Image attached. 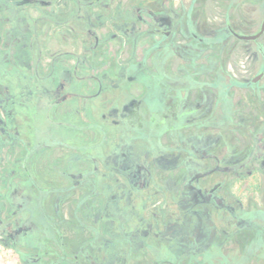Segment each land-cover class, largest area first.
Masks as SVG:
<instances>
[{
	"label": "flooded vegetation",
	"instance_id": "flooded-vegetation-1",
	"mask_svg": "<svg viewBox=\"0 0 264 264\" xmlns=\"http://www.w3.org/2000/svg\"><path fill=\"white\" fill-rule=\"evenodd\" d=\"M195 1L180 13L172 0H136L120 13L111 8L117 0H0V149L9 143L24 152L0 173L1 214L12 206L8 221L0 215L1 235L42 250L53 231L60 253L47 264H94L84 247L116 200L125 213L151 212L135 236L171 242L158 264H207L214 247L246 255L241 264H264V60L247 80L226 70L242 45L264 59V0L251 2L257 17L242 16V25L225 13L201 33ZM100 17L125 60L100 61L103 45L91 28ZM53 152L65 169L49 163ZM101 175L114 195L95 219L77 217L89 236L74 250L45 207L54 193L85 182L98 198Z\"/></svg>",
	"mask_w": 264,
	"mask_h": 264
},
{
	"label": "rangeland",
	"instance_id": "rangeland-1",
	"mask_svg": "<svg viewBox=\"0 0 264 264\" xmlns=\"http://www.w3.org/2000/svg\"><path fill=\"white\" fill-rule=\"evenodd\" d=\"M135 1L136 0H117V5L112 4L111 8L113 9L116 6L119 8L120 13H127L129 12V5ZM150 1L155 3L160 0ZM172 1L175 4V8L180 10V13L188 9L189 0ZM247 1L249 3H243L241 5V9L232 11V3H238L239 0H196L195 9L192 12L196 15V23L201 25V28H199L197 32L201 33L203 31L202 29L206 28L210 24L219 23L220 17L225 13L229 14L234 12L233 15H236L234 17L239 19H234L232 22L239 26L242 25L240 23L243 22L240 20L242 16L246 17L248 14L250 18L257 17L255 14V6L251 5V2H255V0ZM238 6L239 5H237V7ZM102 11L103 10L100 7L99 13L101 14ZM100 19L101 20L97 23H91V28L94 27L97 29V32H94L98 34L101 44L103 45L99 49L100 61H105L108 60V58L116 56V60L118 61L125 60L127 53L125 51L118 54L116 53L117 43L108 41L110 27L108 28L106 25V20L101 17ZM245 28V24H243L242 29ZM261 44L264 45V38L261 40ZM262 54V52L257 53L254 46L247 47L242 45V47L238 50H233L228 58L226 69L228 74L232 77L243 78L244 80L254 77L259 70V67L263 64L264 59L262 58ZM11 55L12 54L9 53V62L11 60ZM8 64V69H10L11 64ZM262 85H264V81ZM87 135L88 137L91 136V134ZM110 135V133H104V136L109 140ZM23 157L24 152L21 150L20 146L18 147L5 143L3 148L0 149V173L4 172L5 174V170H11L12 162L16 161L19 164V162L23 160ZM49 163H51L52 166L57 167V172L61 168L65 169L67 166L65 162L61 161L59 152L52 153ZM76 164L77 166L80 165V167L85 169L89 168L90 165L87 159H79L76 161ZM14 176L16 175L14 174ZM78 181L82 183V180L78 179ZM19 182L21 184L24 180L20 178ZM98 183L101 188L98 198L90 197L91 192L93 191L92 185L85 182L82 187H77L78 189L76 188L67 194L61 193L59 195L54 193L48 202V205L45 207V214L49 217L48 219L52 223L53 227L57 228V230L61 232L62 236L74 250L81 242L84 241L85 238L89 236L87 231L78 226L77 217L83 216L86 218L89 217V219L92 220L95 219L96 216H98V210L102 208L103 201L109 200L112 195H114L111 193L113 188L111 186V181L107 178V176L105 177L101 175L100 179H98ZM20 190L24 191L25 187L20 186ZM116 196L120 197V194L117 193ZM122 202L123 200L121 199L120 203ZM117 203L118 202L115 200L113 210L110 209L108 211L109 213H107L106 219L101 223V225H99V234L95 243L90 247H84L85 257L89 260L91 258V262L93 261L94 264H123V262H125V264H158L160 260L159 258L165 256L164 253L169 251L166 246L168 245L167 243L171 242L156 238L147 240L141 234L140 230L137 231V235L135 236V230L137 226L139 227L138 223L140 219H150L151 212L148 211V209L137 208L135 209L136 213H125L122 211L123 209L121 206L117 205ZM77 206H82L84 209L83 213L78 214L75 212ZM3 208L4 211L2 214L0 212V215L1 217L3 216V218H6L12 210L11 203H5ZM29 214L31 216V213L28 212H24L21 215L23 219H26ZM258 215L264 219V211H260ZM119 218H124L123 221H126V224L124 222L121 223ZM7 219L8 218L4 220L8 221ZM51 233L52 240L41 245L43 247L42 250H37L33 245V241L29 240L28 242L26 238L21 239V237H16V244H13L9 238L0 234V264H25V260L29 261L31 259H37L36 262L39 264H47L49 258L52 260L51 262H54L56 256L60 253V249L54 238L53 231ZM131 233H133L132 237L129 236ZM246 248H248L245 250L246 253L251 251L250 247ZM127 251L130 253L129 255H126ZM261 254L264 255V251ZM184 256L185 254H182L179 260L185 258ZM198 259L199 258L197 257L196 261H198ZM205 259L208 260L207 264H241L242 260L246 259V255L239 253L236 249H232L228 253L223 254L218 248L214 247L213 251L207 254Z\"/></svg>",
	"mask_w": 264,
	"mask_h": 264
},
{
	"label": "water",
	"instance_id": "water-1",
	"mask_svg": "<svg viewBox=\"0 0 264 264\" xmlns=\"http://www.w3.org/2000/svg\"><path fill=\"white\" fill-rule=\"evenodd\" d=\"M262 33V30H261V32L260 33H258V34H256V35H254V36H251V37H242L243 39H256L257 37H259L260 36V34Z\"/></svg>",
	"mask_w": 264,
	"mask_h": 264
}]
</instances>
